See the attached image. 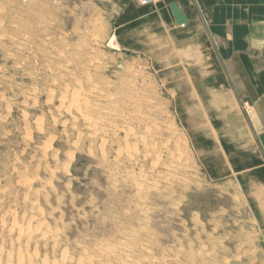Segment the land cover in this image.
<instances>
[{
  "label": "rangeland",
  "instance_id": "obj_1",
  "mask_svg": "<svg viewBox=\"0 0 264 264\" xmlns=\"http://www.w3.org/2000/svg\"><path fill=\"white\" fill-rule=\"evenodd\" d=\"M122 9L0 0V264H264L257 190L208 172L209 112L163 51L119 43Z\"/></svg>",
  "mask_w": 264,
  "mask_h": 264
},
{
  "label": "crops",
  "instance_id": "obj_2",
  "mask_svg": "<svg viewBox=\"0 0 264 264\" xmlns=\"http://www.w3.org/2000/svg\"><path fill=\"white\" fill-rule=\"evenodd\" d=\"M116 1L123 6L119 43L149 55L163 51L166 65L184 73L185 90L209 112L218 134L208 146H216L214 159L220 163L209 169L200 161L215 178L230 171L242 174L240 181L257 190V203L264 206V178L257 170L261 158L250 135L252 128L264 133V0H161L148 5ZM172 4L181 9L186 23L178 22ZM152 32L165 35L168 42L160 46L148 41ZM179 56L182 64L176 65ZM192 60L197 62L189 63ZM240 101L249 102L244 108L248 116ZM257 218L264 227V209Z\"/></svg>",
  "mask_w": 264,
  "mask_h": 264
},
{
  "label": "water",
  "instance_id": "obj_3",
  "mask_svg": "<svg viewBox=\"0 0 264 264\" xmlns=\"http://www.w3.org/2000/svg\"><path fill=\"white\" fill-rule=\"evenodd\" d=\"M172 9H173V12L178 20V22L180 24H183V23H186L187 22V18L185 17V15L182 13L181 9L178 7L177 4H172ZM260 138L263 142V145H264V133H262L260 135Z\"/></svg>",
  "mask_w": 264,
  "mask_h": 264
},
{
  "label": "built area",
  "instance_id": "obj_4",
  "mask_svg": "<svg viewBox=\"0 0 264 264\" xmlns=\"http://www.w3.org/2000/svg\"><path fill=\"white\" fill-rule=\"evenodd\" d=\"M159 1H161V0H138V2L141 5H148V4L156 3V2H159ZM243 107L244 108H248L249 107V102L248 101H244Z\"/></svg>",
  "mask_w": 264,
  "mask_h": 264
},
{
  "label": "bare ground",
  "instance_id": "obj_5",
  "mask_svg": "<svg viewBox=\"0 0 264 264\" xmlns=\"http://www.w3.org/2000/svg\"><path fill=\"white\" fill-rule=\"evenodd\" d=\"M157 3V2H156ZM83 108V107H82ZM130 137V136H129ZM131 152V151H130ZM132 154H128L127 156H131ZM36 181H43L42 179L38 178Z\"/></svg>",
  "mask_w": 264,
  "mask_h": 264
}]
</instances>
